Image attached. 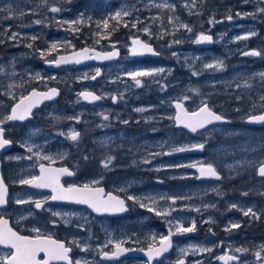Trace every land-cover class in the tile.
<instances>
[{
	"label": "rangeland",
	"instance_id": "374dc122",
	"mask_svg": "<svg viewBox=\"0 0 264 264\" xmlns=\"http://www.w3.org/2000/svg\"><path fill=\"white\" fill-rule=\"evenodd\" d=\"M163 2L153 0L156 4ZM168 3L176 5L175 12L158 9L152 6L150 0H47V4L43 0H39L38 4L36 0H2L1 8L10 7L17 13H46V17L34 19L42 23L35 24L33 21L28 24L33 26L34 31L27 32V35L37 36L38 31L39 38L48 34L52 41L48 45H41L40 40L35 46V57L27 45L6 46L8 51L2 52L4 57L0 64L4 69L0 72V117L10 113L15 103L5 94L9 84L15 85L11 91L17 98L24 95L26 85H37L39 90L58 87L61 92L55 102L47 103L35 112L33 121L11 128V136L17 140L20 148L2 158L4 172L9 180L18 183L21 178L39 174L36 158L28 160L31 153L21 146L22 142L28 141L39 146L34 151L52 155L55 160L53 165H68L75 171L74 178L65 179L66 186H80L103 176L101 182L109 183L117 190L126 189L125 192L131 196L156 198L158 209H167L171 204L170 200H160L161 196L186 198L177 199L172 205L175 210L169 217L157 216L134 203L129 215L113 220L97 217L86 206L75 207L70 211L68 208L50 206L46 211L38 212L32 203L17 204L16 200H42L48 197L47 192H25L24 188L15 192L12 199L15 215L23 220L33 218L38 223L43 218L48 222L56 220L55 226L64 225L73 240L90 245L88 252H81L76 247L75 260L87 259L94 264H148L146 258L133 256H125L114 262L103 260L96 249L111 240L127 248L146 250L154 243L153 236L156 237L157 246L159 237L168 234L169 219L180 220L185 227L190 226V222L195 219L196 230L174 235L173 250L156 264H177L181 258L186 264H196L197 261L200 264H225L218 257L227 253L238 257L237 260L228 261L229 264L245 263L239 260L240 257L246 262L256 259L252 264H264V251L260 248L264 245V178L259 177L256 167L249 164V161L258 163L264 158V125L253 127L247 122L248 115H258L264 111L258 99L264 95V81L252 75L264 72V14L236 16L237 12H254L257 7H264V3L257 0H195L194 7L192 0H168ZM185 3L188 7H185ZM53 5L60 7L61 11L51 12ZM121 7L128 8L131 16L123 17L116 30L108 35V30H104L102 25L97 27L98 21ZM81 14L83 23L71 27L64 23L81 19ZM228 15L233 16L231 21L226 19ZM6 16L7 13L2 12L3 20ZM169 16H178L177 26L185 23L193 31L174 28L168 22ZM19 17L22 16H16ZM137 17L143 21L137 26L141 31L130 27L131 21ZM151 17L159 18L153 22ZM213 20L215 23H210ZM125 22L129 23V27H124ZM116 23L109 20L110 29ZM146 25L151 28V37L142 31ZM2 26L7 29L9 24L2 23ZM73 28L79 30L74 31ZM165 31L167 34L158 39L157 36ZM249 31H255L257 35L248 40L235 39ZM15 32L20 34L25 30ZM201 32L214 35L215 45L203 47L195 43ZM104 36L107 39L102 38ZM135 36L154 43L163 55L160 58L131 57V40ZM97 40L100 43H96ZM174 40H180L181 43H172ZM61 42L68 45L65 52L81 48L83 42L102 50L112 49L115 45L124 54L120 60L103 66H62L50 70L44 62L56 59L62 53L59 52L60 47L44 58L37 50L47 53L51 44L60 46ZM250 50L260 51L261 55L254 57L241 54ZM173 52L177 55L173 56ZM216 59L224 61L223 70L204 68L205 64ZM97 68L103 72L100 78L81 79L85 73L94 75ZM145 68L171 71L141 78L140 87L135 86L131 78L125 75L127 71ZM175 68L179 72L173 73ZM193 72L199 75H193ZM36 73H40L44 79H31ZM53 76L55 80L47 79ZM245 80L252 85L251 88L243 87ZM237 84L241 87L237 88ZM193 88L199 89V93L192 92ZM83 91L93 92L103 98L100 102L85 101L78 98V93ZM120 93H123V97L114 103L111 96L119 97ZM184 95L190 97L185 101L189 111L196 110L201 101L207 100L209 107L233 123L229 121L211 125L196 133L177 126L168 117L175 114L172 101ZM238 96L239 100L236 98ZM136 108H145L147 111L136 112ZM101 113L107 114L109 120L104 121ZM77 116L79 121L68 119ZM124 120L129 122L124 124ZM71 130L80 133L78 141L73 142L66 135H60ZM196 144H204L203 149L191 147ZM174 148L186 150L174 152ZM65 153L63 159L59 158V154ZM108 155L114 156L115 160L110 169H103L100 162ZM17 156L24 159H10ZM200 162L213 164L223 176L222 180L197 178ZM191 164H197V168L187 166ZM141 170L145 174H139ZM256 192L258 202L252 204L248 198ZM210 193L215 196L208 200L207 194ZM241 194L248 197L243 202L238 199ZM233 204L237 207L231 208ZM249 207L258 214V219L243 214L241 209L247 210ZM196 208H200V211H195ZM52 212L70 215L53 217ZM65 218L69 220L67 225L64 224ZM233 223H238L240 227L226 231ZM189 245L211 248L212 251H188L186 256H182L180 249H187ZM113 248V244H108L105 250L113 251ZM237 248L247 251L236 252ZM257 251H261L260 258L255 255Z\"/></svg>",
	"mask_w": 264,
	"mask_h": 264
},
{
	"label": "snow or ice",
	"instance_id": "6c2138e0",
	"mask_svg": "<svg viewBox=\"0 0 264 264\" xmlns=\"http://www.w3.org/2000/svg\"><path fill=\"white\" fill-rule=\"evenodd\" d=\"M247 2V0H245ZM44 4H47V0H43ZM150 3L152 6L158 8V9H169L173 12H175L176 5L168 3V0H164L163 3H153V0H150ZM260 3H264V0H260ZM195 6V0H192V7ZM147 7V6H146ZM185 7H188V4L185 3ZM50 11L53 13H59L61 11L60 7H57L55 5L51 6ZM0 12H6L7 16L5 19H13L16 18L17 15L24 16L26 13L23 11H20L17 13L15 9L12 8H0ZM257 14H264V7H257L254 12H245V13H236V16H255ZM131 16V11L126 7L119 8L115 13L109 14V16L102 21L97 22V27L99 28L102 25V28L104 30H108V35L111 34V31L116 30V27L121 22V19L123 17H129ZM83 14H81V19L79 20H71V21H64V23L68 24L70 27L81 24L84 22L83 20ZM159 17H151V20L154 22ZM91 19V18H89ZM227 20L231 21L233 19L232 15H228L226 17ZM109 20L116 21V25H114L111 29L109 26ZM177 21H179L178 16H169L168 22L169 24H172L174 28H182L188 32H192L193 29L191 26L185 23H179L177 26ZM35 24L42 23L41 20L34 21ZM143 23V21H140L137 17L136 19L132 20L130 23V27L137 29V31H141L137 26L138 24ZM210 23H215V21H210ZM124 27H129V23L125 22ZM74 31H78V28H73ZM143 33L147 34L148 36H152L153 33L151 31L150 26H145L142 29ZM99 34V33H98ZM167 34V32H162L160 35L157 36L158 39H162L163 36ZM257 33L255 31H249L243 36H237L235 37L236 40H248L252 36H256ZM19 36V33L12 32L10 36H8V39L15 40ZM104 39H107V36L102 37ZM26 39H31L32 41H35L37 39L36 36L26 37ZM3 41H0L2 43ZM211 43L213 42V37L211 35L205 34L204 32H201L197 35L195 43ZM96 43H100L99 40L96 41ZM172 43L179 44L181 43L180 40H174ZM27 47L31 48L32 44H27ZM57 44H51L49 46L48 52L42 50L39 51V54L41 58H44L46 55L51 54V52L57 50ZM169 47H171V44H169ZM113 51L106 52V53H100L95 52L94 55H89L90 50L88 48L81 49L79 51H74V53L71 56H59L56 59L53 60H45V63L59 66L61 64H67V63H81L84 60H90V59H96V60H111L114 57L119 55V50L115 48V45H113ZM130 54L133 56L137 55H144V54H153V55H160V53L156 52L155 49L152 47L150 43H147L139 38V36H135L131 40V47H130ZM244 56H260L261 52L257 50H250L246 52L241 53ZM173 56H176L177 54L175 52L172 53ZM205 69H215L217 71H221L225 68V64L223 60L216 59L211 63H207L204 65ZM3 67H0V72H3ZM165 71H171L170 69H164V68H151V69H137L133 71H127L125 73L126 76L131 78V80L134 82L135 86L140 87L142 84L141 78L144 77H155L161 73H164ZM193 75H199L198 72H193ZM101 75V70L97 68L95 70V74L89 76L88 73H85L81 79H92L95 80L98 76ZM254 76H259L261 81H264V72L260 73H253ZM252 77H249L251 79ZM31 79L34 80H43L44 78L41 77L40 73H36L34 76H31ZM47 79L55 80L56 77H48ZM15 85L9 84L8 90L5 94L10 96L15 103L11 106L10 113L3 115L0 117V149H4L6 146H9L12 144V141L5 138V125L9 121H24L26 118L30 117L32 114V109L35 108L37 105L42 103L45 100H53L56 96L59 95V89L58 88H49L45 92H39L36 89H33L28 95L26 96H20L17 98L11 89H13ZM237 88H240L241 85L237 84ZM243 87L251 88L252 85L248 83L247 80L244 81ZM163 90V89H162ZM194 93H199V89H191ZM123 93L119 94V97L117 95H112L111 99L115 103L118 98H122ZM78 98H82L85 101L89 102H95L98 100H101L103 97L96 95L93 92L89 91H83L78 93ZM238 100L240 97H236ZM190 97L188 95H184L177 100L172 101L175 109V114L173 116H169L168 119H171L175 122L178 126H183L184 128L190 130L193 133H196L198 130L206 129L207 126L214 124L215 122H226L227 118L222 115L218 114L216 111H214L211 107H209L208 101L203 100L201 101V104L198 106L196 110L189 111L185 107V101H188ZM259 102L260 107L264 108V95L259 96ZM256 105L254 104L253 107ZM136 112H144L147 111L145 108H136L134 109ZM239 111V109H237ZM102 118L104 121L109 120V116L107 114L101 113ZM68 119H74L79 121V117H68ZM151 119V118H149ZM247 121L249 123H264V111H261L258 115H248ZM124 124H127L129 121L124 120L122 121ZM60 135H66L68 139H70L73 142H76L80 138V133L71 130L69 133H63L61 132ZM103 143H107V141H104ZM22 147H25L27 152L31 153L27 157L28 160H32L33 157L36 158V161L38 162L39 167V174L38 175H31L28 178H21L18 183L21 185H27L31 186L37 189H50L51 190V196L47 197L46 199H50L52 201H69L74 202L78 204H84L87 205L90 209H92L96 213H121L127 211L126 201L125 199L120 198L118 195H114L112 192H106L105 189L100 185L101 181L103 180V176H101L99 179L91 180L87 183H84L80 186H77L75 184L68 185L65 187L61 183V177L68 175L71 176L74 173L69 171L67 167H52L51 165L55 163V160L52 155L49 154H43L37 149L39 146L28 143V141H24L21 144ZM192 148L197 149H203L204 144H196L192 145ZM185 148H174L172 151H184ZM165 154H171V153H165ZM65 154H59V158L63 159ZM152 155H159V153H153ZM10 159H24V157H14ZM84 159H87V157H84ZM115 160L114 156L108 155L105 156L100 164L103 169H110L113 161ZM41 161H48L49 163L46 165L45 163ZM149 161H145V163H148ZM135 163V162H134ZM250 166L256 167V174L264 178V158L260 159L259 162L255 161H249ZM183 165H176V167H182ZM188 167L197 168V164H191L187 165ZM159 170V169H158ZM199 177L197 178H216L220 179V173L217 171V169L213 166L211 163H204L200 162L198 167ZM120 191H126V189H120ZM247 193H245L246 195ZM7 185L4 183L3 177L0 176V206L5 205L7 201ZM160 200H170L171 204L167 209H158L157 204L158 201L154 197H137V196H127V200H131L136 204H139L141 208H147L149 212H154L155 215L160 217H169L175 209L172 208V205H174L177 201V199H186L184 197H165L161 196L159 198ZM145 201H148V203H145ZM17 204H25V203H33L36 209H41L44 205V201L41 200H23V199H17ZM204 207H209V205H204ZM211 207H214V205H211ZM231 208H236L237 205L233 204L230 206ZM243 214L245 216H251L254 219H258V214L251 208H247V210H243ZM195 211L199 212L200 208H196ZM69 213H60V212H52L53 217L57 216H63L67 217L69 216ZM23 219V218H22ZM51 223L53 225L56 224V220H52ZM69 223V220L67 218L64 219V224L67 225ZM167 223L169 225L168 234L167 235H161L159 237V244L158 246L155 245L156 237L153 236V244H150L147 249V256L149 264H151V261L155 257H160L164 253H166L171 247H172V237L177 234H184V233H190L194 232L196 230V221L193 219L190 222V226L185 227L183 222L180 220H167ZM240 225L238 223H233L230 225V228L226 229V231H229L234 228H238ZM173 228L175 231H173ZM32 231L35 233L34 236H24L19 234L17 231H15L13 228H11L8 224V221L4 219L3 217H0V245L6 246L9 251L8 253H5L3 255H0V264H60V262H63V264H94L93 261H89L87 259H77L73 261L71 256L69 255L72 251V247L69 246V244H74L76 247L80 249L81 252H88L90 251V245L87 244H81L80 241L72 240L69 242V244H66L65 241L57 240L52 237L51 234L45 235L41 232L40 228H34ZM108 244H113L114 250L109 252L106 251L105 248H107ZM261 251H264V245L260 246ZM98 251L100 257L102 259H114L118 256H120L123 252L128 251L127 248H123L121 246V243H114L113 241L109 240L107 244L103 246H98L96 249ZM188 251L192 252H211V248L207 247H201L198 245H189L187 249L181 248L180 252L182 256H186ZM236 252H245L247 249L244 248H237L235 249ZM261 251H257L255 255L257 258H260ZM41 253H43V258L41 259ZM219 260L225 261V264H227L230 260H237L238 257L236 256H229L225 254L224 256L218 257ZM177 264H185V260L183 258L179 259L177 261ZM196 264H200L199 261L196 262Z\"/></svg>",
	"mask_w": 264,
	"mask_h": 264
},
{
	"label": "flooded vegetation",
	"instance_id": "af4514ba",
	"mask_svg": "<svg viewBox=\"0 0 264 264\" xmlns=\"http://www.w3.org/2000/svg\"><path fill=\"white\" fill-rule=\"evenodd\" d=\"M258 2H260V0H257ZM39 0H36V3L38 4ZM0 8L2 7V0H0ZM47 10V8H45ZM46 17V13L42 12L41 15H34L32 13L30 14H26L22 17L19 18H15V19H2V12L0 14V41H3L2 43H0V64H2V58L4 56H2V52L6 50V46H13L15 44H22V45H27L29 43L32 44V47L30 48L31 53L34 55V57L36 56V49L35 46H37V43L39 44V41L41 40L42 43L41 45H46L48 42L52 41L51 37L48 34H45L46 36L39 38L38 35V31H36L37 33V39L35 41H32L31 39H26V37H29L27 35V32H32L33 26H29L28 24L33 23L34 19L36 18H44ZM3 20V22H2ZM254 21V20H253ZM2 23L4 24H9V27L7 29L4 28V26H2ZM47 25V24H46ZM29 26V27H28ZM26 28V29H25ZM25 30V32L20 33L19 36L17 37V39L15 40H10L8 39V36L11 35L12 32L15 31H19V30ZM208 35H212V34H208ZM43 36V35H41ZM213 36V44L212 45H207L205 43H198L199 46H203V47H212L215 45V38L214 35ZM30 38V37H29ZM254 40H256V37L253 38ZM49 44V43H48ZM47 44V45H48ZM155 45V44H154ZM157 51L160 53V55H158L157 57H161L163 55V53L161 52V50H159L157 48V46L155 45ZM8 51V50H6ZM124 52H122V57H123ZM151 58H157L156 56H148ZM145 57V58H148ZM138 58V57H136ZM142 58V57H140ZM174 66V65H173ZM173 73L179 72L178 68H175V70L172 71ZM25 92L24 95H27L28 93H30L31 90L33 89H37V85H26L25 86ZM102 100V99H101ZM36 112V111H35ZM217 112V111H216ZM219 113V112H217ZM35 114V113H34ZM220 114V113H219ZM223 115V114H222ZM225 116V115H224ZM226 117V116H225ZM35 118V115L33 116L32 119L26 120L24 122H14V121H9L7 122V124L5 125V138L9 139L12 141V144L9 146H6L4 148V151L2 152V149H0V176L3 177L4 183L7 185V191H8V195H7V203L4 206H0V217H3L4 219H6L8 221V224L11 228H13L15 231H17L19 234L24 235V236H34L35 233L32 231V229L34 228H40L41 232L45 235L51 234L52 237L54 239L57 240H62L65 241L66 244H69L70 241H72L74 238L72 237L71 234H69V231H67L66 227L64 225H59V226H55L53 225L51 222H48L45 218H43L39 223L33 219H22L20 217H17V215H15V207L12 204V199L15 195V192L17 193L18 190L24 189L25 192L26 190L30 191V192H43L48 194V197L51 196V191L50 190H46V189H37L31 186H27V185H21L19 183H14L11 180H9V178L7 177V173L4 172V168H3V163H2V158L4 156H6L7 154L16 151L17 149L20 148L17 140L11 136V128L14 126H21V125H26L27 123L33 121ZM228 119V118H227ZM229 121H231L230 119H228ZM230 123H233V121H231ZM250 124V123H249ZM253 127H259V126H263V125H255V124H250ZM178 126V125H177ZM143 128L145 127L142 126ZM208 129V128H207ZM135 156V155H134ZM68 166V165H67ZM68 168L70 170L71 167L68 166ZM39 171V168H38ZM137 172V171H135ZM139 174H145V171H138ZM199 173V172H198ZM75 172L73 174V177H75ZM66 178L69 177H65L61 179V183L64 185V183L66 182ZM223 176L220 174V180H222ZM65 187H67L66 185H64ZM101 187H103L105 189L106 192H112L114 195H118L120 198L125 199L126 201V206H127V211L122 214V215H99V214H95L97 217L99 218H109V219H116L115 217H122L125 214H130V212L132 211V208L134 207V202L131 200H127V195L129 196V194L125 191H120L115 189L113 186H111L109 183L106 182H101L100 185ZM208 196V200L212 199L215 195H213V193L207 194ZM245 195L241 194L240 198H238L240 200V202L245 201L246 198L248 197H244ZM250 200V202L252 204H255L258 202V192L254 193L252 196H250L248 198ZM41 201H44V205L41 209H36V211L38 212H43L46 211L50 206H56V207H60V208H68V211L72 210V209H76L75 207H81L82 205L79 204H75V203H66V202H59V201H52L50 199H42ZM33 204V203H32ZM33 207L34 204H33ZM228 216H231V214H229ZM51 221V220H50ZM60 223V222H59ZM70 247H72V251L70 252V256L73 259V261H75V254H76V246L74 244H69ZM125 246V245H124ZM126 247V246H125ZM127 248V247H126ZM129 249V248H127ZM9 249L4 246V245H0V254H5L8 253ZM111 252V251H109ZM230 254L231 253H227ZM40 258H43V253H41ZM143 258V257H141ZM241 259V260H240ZM117 260V257L114 259H110L109 261L114 262ZM148 260V259H147ZM239 260L242 262L244 261L245 263L242 264H252L253 262H255L256 259L252 260V262H246L245 259H242L241 257L239 258ZM60 264H63V262H60ZM149 264V261H148ZM156 264V262L154 263Z\"/></svg>",
	"mask_w": 264,
	"mask_h": 264
},
{
	"label": "water",
	"instance_id": "95a60500",
	"mask_svg": "<svg viewBox=\"0 0 264 264\" xmlns=\"http://www.w3.org/2000/svg\"><path fill=\"white\" fill-rule=\"evenodd\" d=\"M212 36V35H211ZM141 40H143V39H141ZM143 41H145V40H143ZM146 42V41H145ZM151 44V43H150ZM205 44H207V45H212L213 44V42H211V43H208V42H206ZM152 45V47L155 49V46H154V44H151ZM84 48H88V49H90V50H94V51H90L89 52V55H94L95 54V52H100V53H106V52H111V51H113L114 49H112V50H108V51H102V50H100V49H96V48H91V47H89V46H85V47H83V48H81V49H84ZM81 49H78V50H75V51H79V50H81ZM116 49H118L119 50V55L118 56H116V57H114L113 59H111V60H96V59H90V60H84V61H82L81 63H79V64H77V63H67V64H61V65H59V66H55V65H51V64H45L46 65V67L47 68H49V69H51V70H55V69H58V68H60V67H62V66H70V65H77V66H82V65H86V64H98V65H102V64H105V63H109V62H111V61H115V60H118V59H120V57H121V51H120V49L119 48H116ZM155 51H156V49H155ZM157 52V51H156ZM74 53V51H71V52H69V53H63V54H60V55H58L57 56V58L59 57V56H71L72 54ZM146 55H152V56H158V55H153V54H144V55H137V56H133V55H131L130 54V56H133V57H140V56H146ZM101 70V69H100ZM102 74H103V72H102V70H101V75L100 76H98L96 79H98V78H100L101 76H102ZM52 88H57V87H52ZM59 89V88H58ZM37 91H39V92H45V91H47V90H38V89H36ZM32 91V90H31ZM30 91V92H31ZM59 96H60V89H59V95L58 96H56L53 100H45V101H43L42 103H40L39 105H37L35 108H33L32 109V114H31V116L30 117H28V118H26L24 121H26V120H28V119H30L31 117H33V112L37 109V108H41L45 103H47V102H53V101H56L58 98H59ZM101 100H98V101H95V102H100ZM24 121H20V122H24ZM227 122H229L228 120L226 121V122H215L214 124H212V125H215V124H222V123H227ZM253 124H258V125H261V124H264V123H253ZM209 126H211V125H209ZM180 127H183V126H180ZM208 127V126H207ZM201 130H203V129H201ZM201 130H198V131H201ZM197 131V132H198ZM4 151V149H2V152ZM52 167H55V166H52ZM56 168H60V167H56ZM72 172V171H71ZM73 173V172H72ZM66 176H68V175H65V176H62L61 177V179L63 178V177H66ZM71 176H73V175H71ZM46 190H50V189H46ZM51 191V190H50ZM59 202H66V203H74V202H69V201H59ZM75 204H78V203H75ZM81 205H84V204H81ZM4 206V205H3ZM87 206V205H86ZM96 213V212H95ZM122 213H124V212H121V213H96V214H108V215H111V214H113V215H118V214H122ZM158 246V245H157ZM173 247H174V244H173V242H172V247L166 252V253H164L162 256H160V257H155V258H153V260L151 261V264H153L155 261H158V260H161L165 255H168V254H170L171 253V251L173 250ZM124 248V247H123ZM128 253V254H127ZM124 256H134V257H136V256H141V257H145V258H147L148 259V256H147V249L146 250H128V251H126V252H123L120 256H118L117 258H122V257H124ZM185 264H186V261H185ZM227 264H229L228 262H227Z\"/></svg>",
	"mask_w": 264,
	"mask_h": 264
},
{
	"label": "trees",
	"instance_id": "16d2710c",
	"mask_svg": "<svg viewBox=\"0 0 264 264\" xmlns=\"http://www.w3.org/2000/svg\"><path fill=\"white\" fill-rule=\"evenodd\" d=\"M104 35H105V32H104ZM86 44H88V43H86ZM59 45H60V46H58V47H60L59 52H65L68 45L66 43H63V42H61ZM83 46H85V44L82 42L81 47H83Z\"/></svg>",
	"mask_w": 264,
	"mask_h": 264
},
{
	"label": "bare ground",
	"instance_id": "6f19581e",
	"mask_svg": "<svg viewBox=\"0 0 264 264\" xmlns=\"http://www.w3.org/2000/svg\"><path fill=\"white\" fill-rule=\"evenodd\" d=\"M179 181V180H178ZM177 183V182H176ZM230 256V254H228Z\"/></svg>",
	"mask_w": 264,
	"mask_h": 264
}]
</instances>
